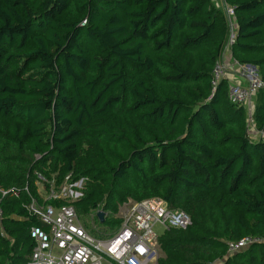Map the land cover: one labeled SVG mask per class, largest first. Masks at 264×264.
<instances>
[{
	"label": "trees",
	"instance_id": "1",
	"mask_svg": "<svg viewBox=\"0 0 264 264\" xmlns=\"http://www.w3.org/2000/svg\"><path fill=\"white\" fill-rule=\"evenodd\" d=\"M225 2L235 10L234 53L260 65L264 44L252 41L264 40V0ZM226 22L212 0H0V264L30 260V229L42 224L32 201L56 204L37 190L42 164L62 161L71 173L90 138L113 157L124 196L191 210L194 223L190 214L189 227L160 237L168 254L159 264H234L238 254L264 264V243L227 252L228 242L264 235V138L253 142L226 119L245 118L244 106L229 101L227 81L212 85L219 59L202 44ZM185 101L197 104L188 117ZM257 111L264 128L262 103ZM209 205L208 227L197 212Z\"/></svg>",
	"mask_w": 264,
	"mask_h": 264
},
{
	"label": "built area",
	"instance_id": "2",
	"mask_svg": "<svg viewBox=\"0 0 264 264\" xmlns=\"http://www.w3.org/2000/svg\"><path fill=\"white\" fill-rule=\"evenodd\" d=\"M227 10L229 18H235L234 8L229 6ZM254 69L242 67L236 75L227 76V65L219 59L212 70V85L216 88L227 79L229 101L245 106L264 89V80ZM30 209L42 224L30 229L33 249L26 264H156L161 235L168 229H186L192 224L190 214L171 209L166 201L156 197L135 202L117 229L99 236L81 224L73 203L54 206L33 200ZM3 214L0 204L2 235ZM156 226L162 227L163 233H157ZM261 243H264V235H246L238 241L228 242L227 252L233 254Z\"/></svg>",
	"mask_w": 264,
	"mask_h": 264
},
{
	"label": "rangeland",
	"instance_id": "3",
	"mask_svg": "<svg viewBox=\"0 0 264 264\" xmlns=\"http://www.w3.org/2000/svg\"><path fill=\"white\" fill-rule=\"evenodd\" d=\"M75 1L79 7L85 2V0ZM212 2L216 7L225 12L227 22L224 26L219 27L214 35L204 41L202 44V52L208 56L215 55L218 59H222L227 65V76L236 75L240 68L247 66L255 68L256 70H254L261 75L264 71V55H262L261 58H256L261 60V64L255 65L250 60L252 59L251 57L238 56L234 53L232 44L235 39L237 22L234 17L229 18L227 9L230 5H228L225 0H212ZM252 42L259 47L264 44V40L261 39H256ZM178 58L180 60H188L190 55H179ZM158 74L160 73L158 72L157 75ZM224 81L226 82L227 79ZM175 91H178V89ZM262 93V91L260 93L258 92L256 96L244 106L246 111L245 118H241L238 114L229 113L228 111L225 112L226 119L236 127L245 130L248 138L253 142L264 138V128H262L261 124L262 115L260 111H257L258 103L264 105ZM185 104V114L188 117L192 114L197 104L192 101H185ZM98 127V123L93 126L94 129H99ZM10 131L9 123L7 121L4 122L3 132L10 134ZM82 148L83 156L73 164L71 173L67 171L62 161H45L41 167L43 173L39 176V181L36 182L37 190L41 193L44 200H56V204H53L54 206L67 203L75 204L78 210L79 220L87 231L96 236H99V233L107 235L117 229L124 220L128 210L139 200L124 196L119 187H117L111 174V168L115 165V161L112 156L106 153L102 142H98L95 138H90L83 143ZM40 156L41 154L38 155L37 158H40ZM88 195L90 196L89 199L87 197ZM95 200H98V206L96 208L91 204V202ZM213 201L218 202L223 208L227 207L224 200L218 196H216ZM211 206L212 205L202 208L198 207L197 212L200 219L208 227L210 222H213V218L216 217L211 212ZM100 210H104L105 219L108 221L109 225H100L99 220H97ZM187 211L191 214L194 223L191 210ZM111 222L114 223L110 225ZM154 229L160 234L164 231L160 226H156ZM160 240L161 239H159V255L156 264H159L160 261L163 262L168 254L163 242L161 243ZM11 245L18 254L27 256V247L25 248L24 245L22 246L19 243L14 244L13 240L11 241ZM26 246H28V243ZM244 251L245 250H241L237 252L241 254L244 253ZM235 253L228 255L233 256ZM236 257L240 258L236 259L234 264H246L242 255L240 256L238 254ZM10 260V256H8L6 263H9ZM223 260L224 259L216 258L209 263L224 264Z\"/></svg>",
	"mask_w": 264,
	"mask_h": 264
},
{
	"label": "water",
	"instance_id": "4",
	"mask_svg": "<svg viewBox=\"0 0 264 264\" xmlns=\"http://www.w3.org/2000/svg\"><path fill=\"white\" fill-rule=\"evenodd\" d=\"M98 218H99V220H100L101 222H104V221H105V212H104V210H100V211L98 212Z\"/></svg>",
	"mask_w": 264,
	"mask_h": 264
},
{
	"label": "crops",
	"instance_id": "5",
	"mask_svg": "<svg viewBox=\"0 0 264 264\" xmlns=\"http://www.w3.org/2000/svg\"><path fill=\"white\" fill-rule=\"evenodd\" d=\"M228 79H231V78L228 77ZM231 80H236V78H233V79H231Z\"/></svg>",
	"mask_w": 264,
	"mask_h": 264
},
{
	"label": "bare ground",
	"instance_id": "6",
	"mask_svg": "<svg viewBox=\"0 0 264 264\" xmlns=\"http://www.w3.org/2000/svg\"><path fill=\"white\" fill-rule=\"evenodd\" d=\"M225 80V79H224Z\"/></svg>",
	"mask_w": 264,
	"mask_h": 264
}]
</instances>
